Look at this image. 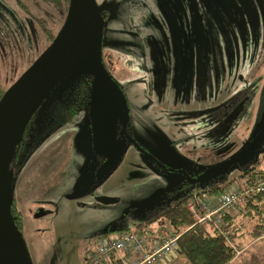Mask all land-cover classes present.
Masks as SVG:
<instances>
[{
    "label": "rangeland",
    "instance_id": "374dc122",
    "mask_svg": "<svg viewBox=\"0 0 264 264\" xmlns=\"http://www.w3.org/2000/svg\"><path fill=\"white\" fill-rule=\"evenodd\" d=\"M19 2L25 11L14 0H0L4 89L45 47L33 18L56 33L64 12L46 0ZM93 2L100 64L123 111L89 107L85 94L61 123L56 106L73 102L78 74L67 75L34 109L23 147L28 152L22 158V150L10 182L29 264H81L112 229L138 232L131 223L194 187L197 175L225 168L257 145L252 159L264 146V0ZM249 159L229 165L234 183L225 192L242 187L238 170ZM252 203L260 214L228 213L230 229L241 228L229 231L234 257L228 264H264V234L242 248L257 239L249 234L253 226L263 223L264 201ZM158 229L168 232L166 225ZM242 234L244 244L234 242ZM177 258L163 264H180Z\"/></svg>",
    "mask_w": 264,
    "mask_h": 264
},
{
    "label": "trees",
    "instance_id": "16d2710c",
    "mask_svg": "<svg viewBox=\"0 0 264 264\" xmlns=\"http://www.w3.org/2000/svg\"><path fill=\"white\" fill-rule=\"evenodd\" d=\"M46 1L50 2L56 8V10L64 11L62 16L63 20L66 13L68 0ZM14 2L20 5L23 11H25L19 0H14ZM33 20L37 24L38 28H40L46 46L53 38L55 33H52L47 29L41 18H33ZM77 74L81 75L82 79L77 81L75 87L73 88V102L66 107L56 106V108H58L57 116L61 118V123H65V121L70 119L75 114L77 108H80V100H82L81 98L85 94H90L91 91V85L89 86L90 81L88 78L89 74L87 73V70H78ZM65 77L67 76H64L47 91L46 95L40 99L37 106H39L40 102L48 95V93L62 80H64ZM4 90L5 89L0 86V97ZM53 113L55 114L56 112ZM32 115L17 134L16 139L13 142L11 152L8 156L6 165V179L8 183H10L16 175L21 165V159L28 152V148L23 149V147H27L26 140L28 134V122ZM111 116L112 115H109V119ZM259 136L264 138V130ZM135 146L137 147V145ZM256 147L257 145H251L246 153L229 159L225 168L219 166L212 171H204L197 175L195 180H191L194 183V187L184 188V190L179 192L169 202L158 204L155 207L149 209L145 213V216L141 222L131 223L134 228L138 230V232L134 233H139L146 237H150L154 231L151 229V225H154V227L157 229L166 225L168 231L167 233L169 235H177L174 254L181 259L182 264H228L234 257V249L229 245L230 241H233L231 238L233 233H229V231H235V228L230 229L228 226L230 220H233L230 219L228 213L237 208V212H239L242 216H250L251 213H259L257 210V204L252 203V201L254 200L255 202L257 201L259 203L264 201V193L251 192L249 195L250 197L248 196L244 202L236 205L228 213L219 218L218 223L214 222V217L209 218L202 223L196 222L187 211L186 205L196 196L203 199V202L207 208L213 207L215 199L220 194L225 193L224 190L226 187L234 183V181L229 179L227 177L228 175H226L229 165L231 166L232 163L242 160L247 156H249L250 159L243 165L241 169L238 170L237 179L242 182V187L238 188V192L253 188L254 184L264 177V146L251 159V155L252 153H255ZM22 150L24 152L22 158L20 159ZM191 181L188 180L187 183ZM184 184L182 186H184ZM7 206V214L10 224L17 231V233L20 234L22 231V216L16 206L12 194H10ZM261 219L263 223L254 225L251 229L249 233L251 238H258L264 234V214H262ZM240 229L236 230L238 234L240 233ZM111 231L130 232L127 226H124L118 230L112 229ZM104 235H106V233H104Z\"/></svg>",
    "mask_w": 264,
    "mask_h": 264
},
{
    "label": "water",
    "instance_id": "95a60500",
    "mask_svg": "<svg viewBox=\"0 0 264 264\" xmlns=\"http://www.w3.org/2000/svg\"><path fill=\"white\" fill-rule=\"evenodd\" d=\"M97 13L93 0H68L53 38L0 97V264H29L7 214L11 192L6 165L17 134L40 99L64 76L86 69L93 77L89 107L102 111L110 105L123 111L121 96L99 63Z\"/></svg>",
    "mask_w": 264,
    "mask_h": 264
},
{
    "label": "built area",
    "instance_id": "2783aa9c",
    "mask_svg": "<svg viewBox=\"0 0 264 264\" xmlns=\"http://www.w3.org/2000/svg\"><path fill=\"white\" fill-rule=\"evenodd\" d=\"M251 192L264 193V177L253 188L220 194L211 208L195 196L186 209L198 223L212 217L218 223L219 218L244 202ZM176 239L177 235H169L162 229L154 230L150 237L134 232H114L110 237L97 239L94 249L84 255L81 264H163L173 256Z\"/></svg>",
    "mask_w": 264,
    "mask_h": 264
},
{
    "label": "crops",
    "instance_id": "0c3cea01",
    "mask_svg": "<svg viewBox=\"0 0 264 264\" xmlns=\"http://www.w3.org/2000/svg\"><path fill=\"white\" fill-rule=\"evenodd\" d=\"M24 169L19 173V175H18V180H20L21 179V177L23 176L24 177ZM15 198H17V196H15ZM15 201V203H16V201L17 200H14ZM17 205V204H16ZM22 228H23V225H22ZM263 238H261V237H258L257 239H253L252 241L250 240L249 242H247L242 248H244V247H247V246H251V245H253V244H255L256 242H258V241H261ZM234 242H238L240 245H242V244H244V236H243V234H242V236H238V239H236ZM241 248V249H242ZM178 259V261L180 262V264L182 263V261H181V259L180 258H177ZM175 261V260H174ZM174 261H171V262H169L168 264H171L172 262H174ZM167 264V263H166Z\"/></svg>",
    "mask_w": 264,
    "mask_h": 264
},
{
    "label": "flooded vegetation",
    "instance_id": "af4514ba",
    "mask_svg": "<svg viewBox=\"0 0 264 264\" xmlns=\"http://www.w3.org/2000/svg\"><path fill=\"white\" fill-rule=\"evenodd\" d=\"M89 104V103H88Z\"/></svg>",
    "mask_w": 264,
    "mask_h": 264
}]
</instances>
